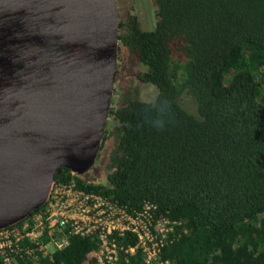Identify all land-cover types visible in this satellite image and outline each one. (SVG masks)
<instances>
[{
	"label": "trees",
	"instance_id": "trees-1",
	"mask_svg": "<svg viewBox=\"0 0 264 264\" xmlns=\"http://www.w3.org/2000/svg\"><path fill=\"white\" fill-rule=\"evenodd\" d=\"M153 3L154 27L142 29L131 15L119 21L118 38L146 66L137 78L156 96L110 108L106 183L64 167L54 182H74L128 211L151 201L157 214L182 221L186 232L161 253L172 264H264V0ZM67 238L35 263L17 264H84L98 248L93 233ZM125 256L119 264H145L139 251Z\"/></svg>",
	"mask_w": 264,
	"mask_h": 264
},
{
	"label": "water",
	"instance_id": "water-1",
	"mask_svg": "<svg viewBox=\"0 0 264 264\" xmlns=\"http://www.w3.org/2000/svg\"><path fill=\"white\" fill-rule=\"evenodd\" d=\"M117 9L116 0H0V13L31 17L22 26L13 20L12 36L0 29L5 37L13 39L0 42V68L6 60L13 67L22 63L15 59L20 50L30 48L31 54H40V50H35L39 42L24 41L23 32L39 25L44 30L58 22L67 41L62 33L52 41L53 93L58 102L72 92L68 98L73 101L72 109L59 121L53 117L44 119L40 125L33 121L50 110L45 107L48 99L37 98L31 106L8 105L7 112L0 114V229L19 222L43 205L54 175L61 168L81 176L94 167L119 70ZM82 28L91 29L94 35L80 37ZM83 39L93 49L84 46ZM7 53L11 58L5 57ZM98 54L107 56L106 65L97 61L102 84L82 80L74 81V87L70 88L66 79L71 80V71L78 63L86 65Z\"/></svg>",
	"mask_w": 264,
	"mask_h": 264
},
{
	"label": "built area",
	"instance_id": "built-area-1",
	"mask_svg": "<svg viewBox=\"0 0 264 264\" xmlns=\"http://www.w3.org/2000/svg\"><path fill=\"white\" fill-rule=\"evenodd\" d=\"M183 232L182 221L157 214V205L151 201L139 210L128 211L74 182H53L43 205L0 229V257L2 264H17L16 257H31L35 263L38 253L46 255L65 247L68 235L93 233L98 248L88 254L84 264H119L120 251L128 256L139 251L145 264H172L161 257L162 250ZM120 238L127 243L119 244ZM131 239L134 243L130 244Z\"/></svg>",
	"mask_w": 264,
	"mask_h": 264
},
{
	"label": "bare ground",
	"instance_id": "bare-ground-1",
	"mask_svg": "<svg viewBox=\"0 0 264 264\" xmlns=\"http://www.w3.org/2000/svg\"><path fill=\"white\" fill-rule=\"evenodd\" d=\"M30 19L31 17L27 14L8 15L6 13H0V29L2 31H8L12 36L11 24L13 20H15L16 25L22 26ZM68 28L70 31L73 30L71 27ZM2 31L0 32V42H5L7 37H5V32ZM61 33L63 34V28L61 24L57 22L56 25H51L44 30L43 27L39 25L36 29L33 28L32 31H25L21 34L24 36V41L39 42L35 50H40V54H31V49L26 48V50H20V53L15 56V59L22 61V63L18 64L16 67L7 64L10 60L3 62L4 65L0 68V114L7 112L6 110L9 109L8 105H10V108L15 107L12 106L13 104L18 106H31L35 103L37 98L48 99L49 103H44L45 107L47 106L50 110L44 112V116H42L40 120L33 121L40 125L43 123L44 119L52 120L53 117L59 121L60 117L65 112L72 109V100L68 98L72 92L67 95L68 97L61 98L58 102H56V97L53 93L52 81L55 71L51 64L55 59L51 53V50L54 48L52 41H56L55 38L61 35ZM84 34L90 36L94 35L93 31L89 28L81 29L80 37ZM63 35L67 41V35ZM8 40L10 42L13 41L11 38ZM82 44L93 49L92 45L85 39L82 40ZM5 57L11 58L8 53L5 54ZM97 61L106 65L107 56L105 54H98L90 58L86 65L78 63L73 72L71 71L70 73L71 80L66 79L70 83V88L74 87V81L80 83L84 80L85 83L102 84V79L97 69ZM33 93H36V95Z\"/></svg>",
	"mask_w": 264,
	"mask_h": 264
},
{
	"label": "rangeland",
	"instance_id": "rangeland-1",
	"mask_svg": "<svg viewBox=\"0 0 264 264\" xmlns=\"http://www.w3.org/2000/svg\"><path fill=\"white\" fill-rule=\"evenodd\" d=\"M116 2L118 7V23L119 21L125 20L126 14H133L138 18L139 25L142 29L148 30L154 27L156 21V14L153 0H116ZM119 32H121L120 29H118V34ZM120 58L121 52L120 48L118 47V69L120 70V67H123L125 69L127 66L126 60H128V58L127 56H125L124 61H121ZM139 64L136 62V60L133 59V62L129 64L130 71L126 72L127 76L125 80L121 76L118 77L119 75L117 73L114 93L111 101V107L117 104L118 100L121 99L123 93H126L125 96L137 97L143 99L144 101H152V98L156 94V90L153 87L154 85L140 83L137 79L133 78L135 70L144 69V67ZM181 101L188 111H193L191 106L192 102L188 97H182ZM113 139V137H110L108 141H105L104 144V140L102 141L99 153L95 160L94 167H92V169L89 170L87 173L82 174L86 180L93 181L95 183H106L107 180L105 165L108 162V150L111 144L113 143ZM101 146H103L102 149Z\"/></svg>",
	"mask_w": 264,
	"mask_h": 264
},
{
	"label": "flooded vegetation",
	"instance_id": "flooded-vegetation-1",
	"mask_svg": "<svg viewBox=\"0 0 264 264\" xmlns=\"http://www.w3.org/2000/svg\"><path fill=\"white\" fill-rule=\"evenodd\" d=\"M155 14H156V7H155ZM133 15V14H132ZM128 16H131V14L129 15V14H126V16H125V20H126V18L128 17ZM135 16V15H134ZM137 18V17H136ZM124 20V21H125ZM137 20H138V18H137ZM139 22V21H138ZM156 22V21H155ZM145 30V29H144ZM148 30H150V29H148ZM119 48H120V52H121V61H124V58H125V56H127V58H128V60H126V62H127V66H126V68L124 69L123 67H120V70L118 71V77H123L124 78V80L126 79V76H127V71L129 72L130 71V69H129V64H131V62H133V59L134 60H136V62L139 64H141L143 67H144V69H139V70H135L134 71V76H133V78H135V79H137L140 83H144V82H142V81H140L138 78H137V73L138 72H142V71H145L146 70V66L137 58V57H134L132 54H130V53H127L126 51H125V49L120 45V46H118ZM139 64V65H140ZM124 69V70H123ZM147 84H149V83H147ZM150 85V84H149ZM154 88H155V90H156V87L155 86H153ZM123 93V92H122ZM156 94H157V90H156ZM156 94L154 95V97L156 96ZM126 95V93H123L122 94V97H121V99L120 100H118V102H117V104L120 102V101H123V98L124 97H129V98H137V97H132V96H125ZM154 97L152 98V100L154 99ZM138 99H140V98H138ZM140 100H143V99H140ZM144 101V100H143ZM146 101V100H145ZM117 104L115 105V106H117Z\"/></svg>",
	"mask_w": 264,
	"mask_h": 264
}]
</instances>
